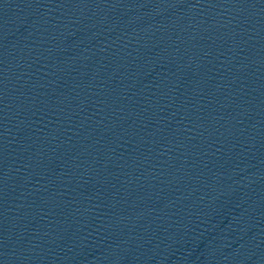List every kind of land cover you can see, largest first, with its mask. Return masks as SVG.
Here are the masks:
<instances>
[{
  "label": "water",
  "instance_id": "obj_1",
  "mask_svg": "<svg viewBox=\"0 0 264 264\" xmlns=\"http://www.w3.org/2000/svg\"><path fill=\"white\" fill-rule=\"evenodd\" d=\"M0 264H264V8L0 114Z\"/></svg>",
  "mask_w": 264,
  "mask_h": 264
}]
</instances>
